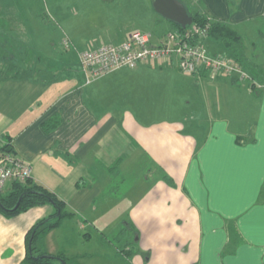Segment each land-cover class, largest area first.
Listing matches in <instances>:
<instances>
[{
	"label": "crops",
	"instance_id": "1",
	"mask_svg": "<svg viewBox=\"0 0 264 264\" xmlns=\"http://www.w3.org/2000/svg\"><path fill=\"white\" fill-rule=\"evenodd\" d=\"M2 1L0 35L21 74L3 78L7 61L0 62V140L71 214L37 237L40 255L67 261L90 240L115 239L125 243L123 251L110 246L124 264H264V40L247 46L236 30L264 23V0H201L208 17L239 34L249 65L241 64L261 86L188 75L175 58L88 77L79 52L120 44L140 29L103 28L83 47L63 30L74 53L70 47L49 63L39 53L55 50V40L20 22L28 15L16 2ZM76 18L73 26L86 23ZM154 23L153 32L141 31L161 43L173 28ZM204 44L211 55L233 57L211 38ZM55 214L51 204L0 212V264H23L27 234Z\"/></svg>",
	"mask_w": 264,
	"mask_h": 264
},
{
	"label": "rangeland",
	"instance_id": "2",
	"mask_svg": "<svg viewBox=\"0 0 264 264\" xmlns=\"http://www.w3.org/2000/svg\"><path fill=\"white\" fill-rule=\"evenodd\" d=\"M15 2L17 4L16 7ZM192 2L193 5H189L193 7L192 9H194V11L204 10L202 8L201 0H192ZM1 3H9L12 7H15V10L17 8L19 13L25 11L23 13H26L28 16L20 17V22H24L23 20L33 21L34 23L32 22V25L36 26L37 29H39V32L43 31V37H47L48 42L55 40V50H52V47H48L42 51L40 50L41 53L37 51V53H39V55L41 54L44 59L47 58L49 63H53L57 57L60 58L62 54L67 52L65 51V46L63 45L61 37L62 33H65L67 30L68 34H70L73 45L83 47L84 44L86 45L85 41L90 37L99 36L100 33L103 32L101 31L103 28L108 30L109 27H115L116 30H118L116 24L127 28L129 31L140 29L153 32V29H155L154 27L156 26L154 19L157 18L167 26L166 30L172 28V30H176L177 28L171 22L163 20L158 16L154 11L152 0H5ZM41 9L43 10L42 13H40ZM47 9L49 12L46 15L45 21L42 15L45 16L43 12ZM36 14H38V18H36ZM56 14L59 16L57 17ZM74 14L77 15L76 20L85 17L86 23L82 25L79 24L76 27L73 26L74 19L72 18H74ZM39 21L43 23V26L40 25ZM110 22L113 23L110 24ZM251 25L250 23H243L236 26V30L243 35L244 43L247 46H250L253 42H262L264 40V23L262 20L256 21ZM45 26L46 28H44ZM56 26L59 28V33L53 30ZM248 28L251 29L248 30ZM63 30L65 32H62ZM260 32L263 35L261 38L259 36ZM57 37L58 39H56ZM64 38H67V36ZM159 43V41L153 39V44L158 46L160 45ZM73 45L71 46V49L68 50L69 52L74 53ZM55 53L56 55H54ZM29 59H26V61L29 62ZM153 64H155L153 67H156V63ZM8 186L10 187V184ZM8 186L3 191L4 196L10 192ZM94 236L96 237V235ZM131 237L132 235L130 234V238ZM109 243V245L104 246L99 239L90 240L88 243L82 244L80 248L82 256L76 257L73 253V255L68 256L67 261L69 264H124L123 261L120 260L121 257H115L114 248L110 246L114 244L118 251H123L125 250V243L122 240L117 241L115 239ZM118 254L120 255L119 252ZM56 264L60 263L57 261Z\"/></svg>",
	"mask_w": 264,
	"mask_h": 264
},
{
	"label": "built area",
	"instance_id": "3",
	"mask_svg": "<svg viewBox=\"0 0 264 264\" xmlns=\"http://www.w3.org/2000/svg\"><path fill=\"white\" fill-rule=\"evenodd\" d=\"M210 26L193 22L183 30L169 31L163 42L151 43V34L134 30L126 41L120 44H102L96 48L79 52L83 71L88 77H102L122 68L136 69L143 63H156L173 58L178 60L181 71L194 75L201 71L237 77L241 81L257 83L244 66L231 56L211 55L204 41L208 39ZM65 49L70 42L64 41ZM0 140V193L9 184L25 183L32 178L33 167L12 149L4 147Z\"/></svg>",
	"mask_w": 264,
	"mask_h": 264
},
{
	"label": "trees",
	"instance_id": "4",
	"mask_svg": "<svg viewBox=\"0 0 264 264\" xmlns=\"http://www.w3.org/2000/svg\"><path fill=\"white\" fill-rule=\"evenodd\" d=\"M180 1L186 7L189 15L193 17L195 23L203 25L208 24L210 26L208 38L222 44L225 47L226 52L232 55L240 63L247 65V59L244 56L242 46V39L236 31L224 21L213 20L208 17L205 12L200 10L194 11V9H192L193 7L190 6L191 4L193 5L192 0ZM161 18L165 20L163 17ZM171 23L177 27L176 29L183 30L181 26L173 22ZM2 61H7V63L3 65V78H16L21 74V70L14 62L12 55L4 49L3 38L0 35V62ZM4 147L11 149V144L8 142ZM18 203L19 206L14 209ZM47 204H51L56 208V214L50 219H45L37 223L27 234L26 240L28 252L23 264H56V260L60 261L61 264H67V261L62 257L38 254L39 252L35 247V241L41 233L55 229L61 224L63 219L71 214L67 211L64 201L59 199L56 194L51 192L45 186L34 182L32 178L25 183H13L11 191L5 196L3 195V192L0 193V212L9 217ZM30 243L32 244L31 247Z\"/></svg>",
	"mask_w": 264,
	"mask_h": 264
},
{
	"label": "water",
	"instance_id": "5",
	"mask_svg": "<svg viewBox=\"0 0 264 264\" xmlns=\"http://www.w3.org/2000/svg\"><path fill=\"white\" fill-rule=\"evenodd\" d=\"M153 8L165 20L173 22L182 29L193 24L194 19L189 15L186 7L180 0H152ZM19 206V203L14 209ZM30 243V247H31Z\"/></svg>",
	"mask_w": 264,
	"mask_h": 264
}]
</instances>
